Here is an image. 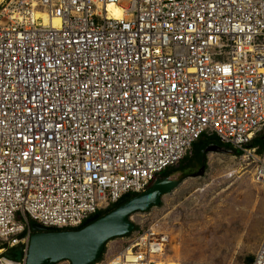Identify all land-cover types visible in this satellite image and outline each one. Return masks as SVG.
<instances>
[{
	"label": "built area",
	"instance_id": "2783aa9c",
	"mask_svg": "<svg viewBox=\"0 0 264 264\" xmlns=\"http://www.w3.org/2000/svg\"><path fill=\"white\" fill-rule=\"evenodd\" d=\"M263 130L264 0H3L0 264L21 245L26 264L31 224L79 228L206 136L264 187ZM170 245L151 227L94 264H177Z\"/></svg>",
	"mask_w": 264,
	"mask_h": 264
},
{
	"label": "rangeland",
	"instance_id": "374dc122",
	"mask_svg": "<svg viewBox=\"0 0 264 264\" xmlns=\"http://www.w3.org/2000/svg\"><path fill=\"white\" fill-rule=\"evenodd\" d=\"M263 136L264 130L257 137ZM223 150L206 151L203 162L172 175L170 180L178 182L204 168L203 176L187 179L161 196L160 207L130 213L128 222L135 230L128 236L109 239L102 259L118 253L151 227L170 236L167 255L177 264H247L249 258H254L264 237V187L254 182L253 169L247 168L240 156ZM192 155L193 151L185 158ZM183 161L171 171L180 170ZM54 234L34 232L31 225L26 229L23 237H29L26 264L32 239ZM15 248L22 249V245ZM8 251L2 259L8 260L5 257Z\"/></svg>",
	"mask_w": 264,
	"mask_h": 264
},
{
	"label": "water",
	"instance_id": "95a60500",
	"mask_svg": "<svg viewBox=\"0 0 264 264\" xmlns=\"http://www.w3.org/2000/svg\"><path fill=\"white\" fill-rule=\"evenodd\" d=\"M207 151L223 152L224 150L218 146H212ZM203 173L204 168L198 174L186 176L178 182H158L133 200L128 202L122 200L119 203L121 207L106 218L97 222L92 219L88 220L89 226L81 232L54 234L32 239L28 264H58L62 262L94 264L98 261L97 259L109 239L125 237L131 231V225L128 222L130 213L147 211L149 207L158 203L161 196L176 189L187 179L203 176ZM31 228L34 232L53 230L36 224H33Z\"/></svg>",
	"mask_w": 264,
	"mask_h": 264
},
{
	"label": "trees",
	"instance_id": "16d2710c",
	"mask_svg": "<svg viewBox=\"0 0 264 264\" xmlns=\"http://www.w3.org/2000/svg\"><path fill=\"white\" fill-rule=\"evenodd\" d=\"M210 146H218V147H220L222 149H225L227 151H232V149L230 147L222 145L220 143V141L216 137H207V136L203 137L193 146V148H192V151H193L192 158H190V159H188V158L186 159L185 158L184 161H183L184 165L180 167V170H178V171L168 170V171L164 172L163 174H161L160 177H162L164 179H168V178H170L172 175H174L177 172H185L186 170H189L190 168H193L195 166V164L203 162V160L205 159V152L207 151V149ZM252 147L253 148H257L259 150V154H263L264 153V136L263 137H256L253 140V142H252ZM235 155L240 156L236 152H235ZM136 197H137L136 195H129V196L124 197L123 200L130 201V200H132V199H134ZM119 203L116 204V205L110 206L106 210L99 211L91 219L94 222H97V221H100V220L104 219L107 215L111 214L114 210H116L117 208L121 207L119 205ZM160 206H161L160 202H158L157 204L153 205V207H160ZM87 222L88 221L84 222L82 224V226H80L79 228H76V229L52 230V232L55 233V234L78 233V232L83 231L84 229H86L89 226L87 224ZM31 225H33V224H31ZM134 230H135V227L131 225V231L129 232V234L132 233ZM24 236H25V234H24ZM103 254H104V251H102V254H101L100 258L98 259V261H100L102 259ZM5 257L8 260H10L11 262L20 263V262H22V260L24 258V254L21 251V249L14 248V249L9 250L8 254H6ZM253 260H254V258H249L247 260V264H252Z\"/></svg>",
	"mask_w": 264,
	"mask_h": 264
},
{
	"label": "bare ground",
	"instance_id": "6f19581e",
	"mask_svg": "<svg viewBox=\"0 0 264 264\" xmlns=\"http://www.w3.org/2000/svg\"><path fill=\"white\" fill-rule=\"evenodd\" d=\"M2 1H3V0H0V4H1ZM109 11H110L111 14H112L115 18H117V19L121 18V16H122V12H121L120 10H117V9L113 8V7H110V8H109ZM54 25H55L56 27H58V22H56ZM3 264H14V263L11 262V261H8V260H4V261H3Z\"/></svg>",
	"mask_w": 264,
	"mask_h": 264
},
{
	"label": "crops",
	"instance_id": "0c3cea01",
	"mask_svg": "<svg viewBox=\"0 0 264 264\" xmlns=\"http://www.w3.org/2000/svg\"><path fill=\"white\" fill-rule=\"evenodd\" d=\"M158 178H160V181H158V182L171 181V180H170L171 177L168 178V179H164V178H162V177L159 176ZM158 182H157V183H158ZM132 200H133V199H132ZM130 201H131V200H130ZM127 202H128V201H127ZM128 234H129V233H128ZM128 234H127V235H128ZM127 235H126V236H127ZM101 254H102V253H101ZM100 256H101V255H100ZM100 256H99V258H100ZM99 258H98V259H99ZM98 259H97V260H98ZM64 264H68V262H64ZM69 264H70V263H69Z\"/></svg>",
	"mask_w": 264,
	"mask_h": 264
},
{
	"label": "flooded vegetation",
	"instance_id": "af4514ba",
	"mask_svg": "<svg viewBox=\"0 0 264 264\" xmlns=\"http://www.w3.org/2000/svg\"><path fill=\"white\" fill-rule=\"evenodd\" d=\"M202 168H203V167L200 168V171L202 170ZM191 175H194V174H191ZM158 181H160V178H158L154 184H156ZM154 184H153V185H154Z\"/></svg>",
	"mask_w": 264,
	"mask_h": 264
}]
</instances>
